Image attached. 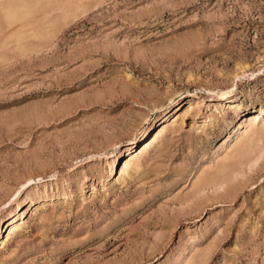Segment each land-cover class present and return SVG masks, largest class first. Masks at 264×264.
<instances>
[{
  "label": "rangeland",
  "instance_id": "374dc122",
  "mask_svg": "<svg viewBox=\"0 0 264 264\" xmlns=\"http://www.w3.org/2000/svg\"><path fill=\"white\" fill-rule=\"evenodd\" d=\"M261 116L264 0H0V264H264Z\"/></svg>",
  "mask_w": 264,
  "mask_h": 264
},
{
  "label": "bare ground",
  "instance_id": "6f19581e",
  "mask_svg": "<svg viewBox=\"0 0 264 264\" xmlns=\"http://www.w3.org/2000/svg\"><path fill=\"white\" fill-rule=\"evenodd\" d=\"M223 94H225V92L222 93L221 95L223 96ZM229 97L230 96H226V98H229ZM192 100L193 99L189 98V100L182 106V108H180L178 110L176 109L177 111L174 110V112L171 114V117L179 116V115L183 114L184 112H186V110H189L192 107V105H193ZM232 102L230 101L228 103L229 107L233 106L234 103H232ZM174 104H176V103H174ZM172 107L173 106H171V108ZM166 108H167V110H169L170 106H168ZM169 111H172V109L169 110ZM169 113H171V112H169ZM261 113H263V109L262 108L255 109L252 112H249V113L245 114L244 116H248V118H246V119L243 118L244 121L240 122V124H239V126L237 128V130L240 131L238 133V137L240 139L243 138V137L245 139L247 138V139L250 140L251 143L247 144V141L249 142V140L246 139V144H245L244 141H243L244 138L242 140L243 142L241 140H239L238 144L236 145L237 154L238 155L240 154L239 156L244 155L243 153H247V152L251 153V151H253L254 146H255V142L254 141L255 140L257 141V138L259 140L260 131H259L258 126H255V122L257 120H259ZM262 119L264 120V117H262ZM167 122H168V119H166V120L164 119L159 124H157L152 130H150V127H148V125L146 126V124L148 123V122H146L145 126H143L142 130L140 131V137H138L139 139H141V141L137 142V140H136L137 137H136L134 141H131L133 146L131 145L130 147H128L126 152L124 153V155L121 158L120 157H116L113 161H111L109 163V169L107 170L108 171V176H112V178H115L116 176H118L117 178L119 180L125 174L127 168L130 167L131 164H133L137 154L140 153L145 147H147L152 141H154L155 139H157L158 137H160L162 135V133L164 132L165 126L168 125ZM234 151H236V150H234ZM226 154H227V151H226ZM233 154H235V153H233ZM232 156H234V155H232ZM229 158H227V159H229ZM36 208H38V206ZM19 211H17V210L15 211L14 210V213L12 212L13 214L11 215V217H9L7 219L5 225H3V224L1 225V223H0V249H3L5 247V245L7 243V240H8V237L11 236L15 232L16 226L19 225V224H17V222L23 221L24 218L22 217V213H20Z\"/></svg>",
  "mask_w": 264,
  "mask_h": 264
}]
</instances>
